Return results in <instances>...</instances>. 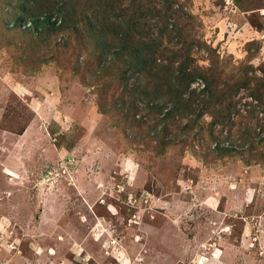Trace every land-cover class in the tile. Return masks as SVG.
I'll use <instances>...</instances> for the list:
<instances>
[{
  "label": "rangeland",
  "instance_id": "1",
  "mask_svg": "<svg viewBox=\"0 0 264 264\" xmlns=\"http://www.w3.org/2000/svg\"><path fill=\"white\" fill-rule=\"evenodd\" d=\"M14 5L0 0V264H264V161L129 145L82 59L26 63ZM191 10L229 67L264 70V0Z\"/></svg>",
  "mask_w": 264,
  "mask_h": 264
},
{
  "label": "trees",
  "instance_id": "2",
  "mask_svg": "<svg viewBox=\"0 0 264 264\" xmlns=\"http://www.w3.org/2000/svg\"><path fill=\"white\" fill-rule=\"evenodd\" d=\"M191 9L192 0H16L6 22L29 38L18 50L26 63L40 52L60 66L82 59L75 71L129 145L259 165L264 70L251 60L229 67Z\"/></svg>",
  "mask_w": 264,
  "mask_h": 264
}]
</instances>
